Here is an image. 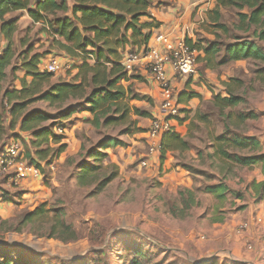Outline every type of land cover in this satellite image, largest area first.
I'll use <instances>...</instances> for the list:
<instances>
[{"label": "rangeland", "instance_id": "obj_1", "mask_svg": "<svg viewBox=\"0 0 264 264\" xmlns=\"http://www.w3.org/2000/svg\"><path fill=\"white\" fill-rule=\"evenodd\" d=\"M235 14L236 10L233 8L222 9L221 21L229 31L224 33L216 29V33L220 35L219 41L227 44L234 41L233 37L254 41L251 30L236 27ZM207 30L212 32L211 38L197 36L195 40L199 39L198 42L213 40L214 30ZM51 36V33L41 34L39 28L30 27L15 38L16 45L20 37L25 40V46L19 45V50L26 51L21 56L22 59H29L31 54L37 52L41 54V59L46 58L42 68L48 59L57 61L59 68L56 72L50 73L51 77L47 83H44V89L48 84L64 79L74 80L75 75H70L73 71L76 74V66L81 62L80 58L72 57L61 49L55 38ZM257 43L264 49V40ZM27 46L31 47L26 49ZM224 57L225 51L222 50L217 60L222 61ZM225 61L209 70L208 79L217 83V93L222 95L227 94L222 81H228L230 77L237 79V83L233 86L234 92L247 99V104L241 108L253 109L257 113V118L248 119L240 130L250 136L258 137L257 135L264 132V61L249 58L241 61ZM20 62L17 60V64ZM197 71H200L199 66ZM124 75L126 79L133 78L134 72ZM13 76L14 74L9 72L4 85L11 86ZM146 76L148 78L147 72ZM124 81L121 80V83L124 87L130 88L131 95L144 97L131 99L129 103L144 109L149 98L140 90L149 84L146 77L141 76L129 84ZM68 105L76 106V100H70L63 105H50L47 101L36 100L30 102L24 110L25 113L30 110H40L52 115L51 119L43 121L39 126H49L56 134L62 136L59 143L49 140L41 145V148L49 150L47 157L50 160L49 164H46L47 159L41 160L35 154V147L31 143L34 141V136L31 132L20 131L18 126L10 128L12 124L10 107L7 104L3 106V120L6 126L4 142L17 140L23 160L35 167L36 164L30 162L31 158L38 161L40 164V168L36 167L38 174L31 176L37 178L33 187L37 189L41 184L45 187L42 188L43 192L46 193L36 199L31 195H24L28 197L27 200L22 199L21 196L25 191L16 189L20 183L10 182L8 173L0 168V195L2 193L5 195L0 197V218L8 220L5 224L0 222V260L7 255L11 259H19L29 264H128L134 249H139L148 253L150 263L161 261L164 264L171 262L233 264L226 250L215 249L216 251L211 252L206 249L208 246L206 234L213 223L211 215L216 204V199L206 191V187L223 179L232 189L242 190L247 196L250 191L245 188L248 179L254 177L255 169L260 170V168L242 167L226 162L229 167L223 165L212 153V139L209 135L222 131V126L214 114H209L208 117L211 124L196 123L191 127L187 124L184 137L189 143L188 148L168 152V156L163 159L161 151L155 156H150L148 153L145 133L150 125V117L131 113L132 119L136 120V127L140 129L138 131L132 128L124 133L126 124L95 129L88 122L81 120L82 115H91L89 112L76 110L74 116L80 115V118L74 120L70 116L69 120L62 119L60 111ZM181 111V107H178V116ZM200 111L210 113L209 103L203 105ZM105 135L123 141V144L105 149L108 156L98 173L100 179L111 177L110 180L104 186L78 185L77 163L93 162L85 153L89 149H94ZM61 145L63 148L59 150ZM82 147L86 151L82 150ZM80 153L83 155L80 156ZM248 153L250 154L251 151L241 152V154ZM143 160L146 161V165L141 164ZM164 160L167 164H164ZM175 165L179 170L184 171L180 174L183 177L177 178L179 184L173 182L175 176H178L172 174V170L176 171ZM184 165L190 166L192 170L188 171ZM184 188L194 191L198 204L188 210L186 217L178 218L169 213V208L171 204L179 202L178 192ZM4 198L9 201L3 200ZM231 198L230 195L229 199ZM43 201H47L50 207H62L65 210L66 219L73 223L78 233L76 240L63 242L56 238H48L42 233L37 235L30 225L25 226L21 232L6 230L16 223L21 213L35 209ZM241 203L235 200L231 205L226 203L224 206L231 209L227 212H232L236 207L241 206ZM48 225V222H43L39 228L44 233ZM259 232L261 235V231ZM200 253L202 254L199 257ZM189 258L192 261H189Z\"/></svg>", "mask_w": 264, "mask_h": 264}, {"label": "trees", "instance_id": "obj_2", "mask_svg": "<svg viewBox=\"0 0 264 264\" xmlns=\"http://www.w3.org/2000/svg\"><path fill=\"white\" fill-rule=\"evenodd\" d=\"M31 2L32 0H0V35L5 40V43L0 45V151L5 144L6 133L3 120L4 104L10 107L12 116L10 128L18 126L20 131L31 132L34 136V141L31 143L35 147V154L41 160L47 159L46 164L50 162L47 158L49 150L41 148V145L49 140L59 143L62 136L56 134L49 126H39L43 121L52 118L49 113L40 110L24 112L32 101L44 100L50 105H63L70 100H76V106L68 105L60 111L62 119L70 118L76 110H85L91 114L88 123L95 129L126 124L124 133L132 128L136 131L140 130L136 127V120L132 119L131 113L141 117H150L151 113L129 103L131 99L144 97H138L136 94L131 95L130 88L122 85L121 80H126V76L119 61L120 51L124 50L126 43L129 42L137 47L129 49L139 50L147 46L151 32L143 30L152 26V23H141L140 18L151 17L152 0H78L73 6V18L58 17V12L68 11L65 0H36V9L30 8ZM215 2V7L209 14L214 30V39L206 41L205 44H202L201 41L192 43L187 38L186 42L197 50H202L203 59L211 67L226 62L225 60L235 61L249 58L264 61V49L257 43V41L264 40V0H215ZM227 8L236 10V27L242 30H251L254 41L242 37H233L234 41L227 44L219 41L220 35L216 33V29H220L224 33L229 31V28L221 21V9ZM22 9H28V14L34 22L43 24L40 30H48L61 49L72 57L80 58L81 62L76 66L77 72L74 80L48 84L44 89L43 85L49 81L51 74L38 69L41 54L35 52L29 59L21 58L26 51L19 50V45L25 46L26 43L24 38L20 37L17 45L15 44L18 18H6V15ZM77 11L81 12L80 17L75 15ZM129 29L132 30L130 41L126 35ZM90 31H93V35L89 34ZM56 36L62 37L64 41H60ZM30 47L27 46L26 49ZM88 47L91 48L90 51L87 50ZM222 50L225 51V57L222 61H218L217 56ZM89 54L94 58L92 63L88 60ZM17 60L21 62L17 64ZM18 69H24L27 75H31L30 82L21 79L20 88L6 87L4 89L9 72L14 74ZM236 83L237 79L233 77H230L228 81H223L227 94H213L209 102L210 113L197 110L190 119L189 127L196 123L211 124L208 117L209 114H214L222 126V131L209 135V138L212 139V153L219 158L223 165L228 166V163L231 162L242 167L258 166L264 175V151H262L259 139L240 130L248 119L257 118V113L253 109L241 108L247 104V99L234 92L233 86ZM189 96L194 95L190 94ZM148 102L151 103V100L148 99ZM119 144H123V141L114 136L105 135L94 149L86 151L82 147V150L86 151V157L92 159L93 162L80 161L77 163L76 183L80 186L91 184L104 186L111 178H99L98 171L108 156L105 149ZM188 144L187 139L180 133L175 131L166 133L161 142V157L167 150L187 149ZM62 148L63 145L59 150ZM245 150H249L251 153L241 154ZM29 156L31 157V155ZM30 162L40 168L36 159L31 158ZM184 167L188 171L192 170L190 166L184 165ZM250 186L257 191L260 187L264 188V181L252 182L247 187L250 188ZM206 191L216 199V204L212 209L211 222H223L227 211L231 210L224 205L226 203L231 205L236 199L244 198L242 191L231 192L223 179L213 185H208ZM178 195L179 202L171 204L169 213L172 216L184 218L187 216L188 210L198 204V200L190 188L181 189ZM230 195L231 199H229ZM2 196L5 195L2 193L0 197ZM3 200L9 201L7 198ZM243 206H238L235 209H241ZM0 222L5 224L8 220L0 218ZM43 222L49 223L44 233L39 228ZM27 225H30L37 235L42 233L48 238H56L63 242L74 241L78 238L73 223L66 219L65 210L62 207H50L47 201L41 202L35 209L21 213L16 223L10 225L6 230L21 232ZM0 264L29 263L19 259L14 260L5 255L0 260ZM128 264L164 263L161 261L150 263V257L146 251L134 249Z\"/></svg>", "mask_w": 264, "mask_h": 264}, {"label": "crops", "instance_id": "obj_3", "mask_svg": "<svg viewBox=\"0 0 264 264\" xmlns=\"http://www.w3.org/2000/svg\"><path fill=\"white\" fill-rule=\"evenodd\" d=\"M65 1L66 5L68 6V11L65 13L58 12V17L73 18V6L78 0ZM215 4V0H152V6L150 8L151 17L144 16L140 18L141 23H152V26L143 30L144 32H151V36L147 45L157 44L155 38L158 34H163L171 41L185 40L187 38L190 39L192 43H198L199 39L195 40L197 36L198 38H206V36H210L211 38L212 32L207 29H213L209 14L214 9ZM36 7V0H32L30 8L36 9ZM75 15L80 17L81 12L77 11ZM11 17L18 18V32L16 33L15 38H18L19 34L24 33V31L30 27H34V29H42L43 24L41 22H34L28 14V9L16 10L6 15V18ZM45 27L48 28L47 26ZM40 33L43 34L49 32L48 30H40ZM89 34L93 35V31H90ZM126 35L130 41L132 30H127ZM42 37L44 36L42 35ZM51 37L53 38V36ZM57 38L60 41H64L62 37ZM4 41L5 40L3 36L0 35L1 46L5 43ZM201 43L205 44L206 42L201 41ZM131 47L135 46L128 42L126 43L124 50ZM87 50L90 51L91 48L89 47ZM122 51H120V53ZM197 53V63L200 71H197V74L193 75L192 77L177 76L173 73L172 69H167V74L170 78L172 86L178 94V100L182 109L181 114L177 120L174 121V131L180 133L181 136L185 135L187 124H189L190 119L194 116L195 112L197 110L200 111L203 105L210 102L212 95L217 93V83L208 79V76H210L209 70L218 67V65L213 67L208 66L206 61L203 59V51L197 50ZM45 59L46 58L43 59L42 57L40 63L38 64V69L40 71H44L41 66H43ZM235 61H241V59ZM79 63L80 62H78V64ZM146 72L147 71L145 70L144 66L140 64L136 67L133 78H128L126 80L124 79L125 81H122L129 84L131 81H136L137 78H140L141 76L146 77L149 84L140 91L151 100V103L147 102L146 105H144V109L151 113V122L153 117L160 115L161 92L158 85L152 80L148 79L149 76L147 78ZM73 75H75L74 71L70 76ZM21 79H25L26 82H30L32 77L31 75L26 74V70L18 69L14 72L11 86L4 85V89L6 87L20 88ZM64 80L70 81V79ZM190 94H193L194 96H189ZM82 111L87 112L85 110ZM71 118L76 120L77 118H80V115H76L75 117L73 114ZM90 118L91 115H82L81 120L88 122V119ZM257 136L264 151V132L263 134ZM174 151L175 150H167L162 158L164 159L167 157L169 154L168 152ZM164 164H167L166 160H164ZM175 168L176 171L175 169L172 170V174L178 176H175V180H173V182L175 181L174 184H179L178 179L183 177V175L180 176V174H182L184 171L179 170L178 166L176 165ZM253 175L254 177L248 179L249 185H251L252 182L258 183L264 181V175L259 169H255L253 171ZM36 179L37 178L30 177L26 180H21L19 182L20 184L17 183L19 186L17 185L18 187H16V189L18 191H25L21 196L22 199H28V197H25L24 195H31L34 199L45 195L46 191L43 192L42 188L45 189L43 185L39 184L37 189L36 187H33L37 182ZM248 184L245 186L246 190L250 189L247 196L244 193L243 199H236V201L242 202L241 205H244L243 208L236 209L232 212H227L226 218L223 222L212 223L206 234V241L208 242L206 249L211 252L216 251L215 249L226 250L230 254V259L233 261V264H264V243L259 232L261 231V224H264V188L260 187L257 189V191H255L251 186L248 188ZM229 188L231 192L240 191L237 189H232L230 186ZM8 204H10V202ZM242 221L246 222L248 225L244 230L240 231L237 229V224ZM248 244L251 246V248L248 247ZM201 254L202 253L199 254V257Z\"/></svg>", "mask_w": 264, "mask_h": 264}, {"label": "built area", "instance_id": "obj_4", "mask_svg": "<svg viewBox=\"0 0 264 264\" xmlns=\"http://www.w3.org/2000/svg\"><path fill=\"white\" fill-rule=\"evenodd\" d=\"M155 39L157 43L155 45H147L139 50L122 51L119 61L125 74L133 73L136 67L142 64L149 79L160 88L161 112L151 119L145 135L150 156H155L160 151L163 136L174 131V121L179 117L178 94L170 82L167 69H172L177 76L192 77L197 74L198 67L197 49L185 40L171 41L163 34H158ZM88 60L91 63L94 61L92 55L89 54ZM43 68L46 72L54 73L59 65L55 59H49ZM19 145L17 140L12 139L5 143L0 151V168L8 173V179L15 184L38 174L35 166L23 160ZM141 164L146 165V161L143 160ZM246 227L247 223L244 221L237 224L240 231ZM260 228L264 243V224H261ZM248 247L251 248L249 244Z\"/></svg>", "mask_w": 264, "mask_h": 264}, {"label": "water", "instance_id": "obj_5", "mask_svg": "<svg viewBox=\"0 0 264 264\" xmlns=\"http://www.w3.org/2000/svg\"><path fill=\"white\" fill-rule=\"evenodd\" d=\"M190 259V258H189ZM189 261H192L191 259Z\"/></svg>", "mask_w": 264, "mask_h": 264}]
</instances>
